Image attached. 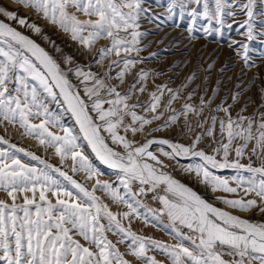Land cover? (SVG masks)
Segmentation results:
<instances>
[{
  "label": "snow or ice",
  "instance_id": "6c2138e0",
  "mask_svg": "<svg viewBox=\"0 0 264 264\" xmlns=\"http://www.w3.org/2000/svg\"><path fill=\"white\" fill-rule=\"evenodd\" d=\"M12 2L39 13L88 52L95 48L96 63L101 68L105 60L109 63L107 71L102 73L85 71L79 65L65 71L44 48L6 21L37 34L41 28L29 23L27 17L20 16L8 4H0V124L18 126L22 136L35 140L45 150L51 149L61 165L70 160L73 173L69 175L62 167L0 136V145H3L0 147V193L7 198L0 199V264H134L135 261L161 264L148 255L152 250L163 253L170 264H264V111H259L264 109V86L259 89V105L255 110L259 112V119L255 114H243L248 103H256L248 97L235 117L232 115L233 106L245 89L233 92L232 103L226 107L223 103L212 107L216 89L207 100L201 96L198 106L187 102L195 95L193 90L187 93L180 110L172 107L195 79V73L175 91L166 85H156L148 92V99L141 101L138 94L145 92L149 79V72L138 67L144 62V58L138 57L143 51L141 38L146 33L138 29L140 18L149 11L142 6L145 0ZM156 3L159 5L160 0ZM259 3L262 10L256 12L257 0H231V3L228 0H169L165 18L172 20L177 9L182 19L187 14L190 39L199 30L197 21L206 20L207 25H200L205 34L214 32L217 37H223V29L231 30L233 24H238L236 31L246 29L240 34L247 41H254V22L258 16L264 17V0ZM238 14L246 18L236 20ZM227 17L232 18V23H227ZM151 18L155 19V15ZM213 21L218 27L211 26ZM259 35L264 37V30ZM102 41L107 43L96 47ZM238 43L237 55H241L244 66H253L249 64V52L253 49L248 43L230 40L229 47ZM133 52L137 56L133 57ZM113 56L116 59H110ZM63 60L68 65L74 63L69 56ZM113 66L119 68L115 76L111 74ZM207 68L211 69L212 64ZM70 74L83 85L82 92L72 83ZM129 74L132 81L121 91ZM161 74L157 72L153 76ZM53 104L59 112L50 108ZM137 109H142L143 114ZM65 112L75 120L79 135L62 122ZM165 112L171 114L162 125L152 127L151 132H160L181 118L188 132H194V126L203 131L187 144L156 138L137 143L136 134L154 121H160ZM217 113L223 115L218 118ZM121 129L124 135L120 134ZM129 132L132 139L127 136ZM81 136L101 164L117 170L123 193L108 181L96 179L89 189L74 179L77 172L85 173L87 180L100 175L78 142ZM204 137L211 138V145L205 142L201 146ZM153 145H160L155 153L150 150ZM165 145L170 150H165ZM209 146L211 151L206 150ZM161 157L177 162V158L191 159L192 163L182 166L183 172L194 175L200 184L216 194L215 201H206L163 171L170 165ZM252 157L259 161L258 166H253ZM245 159L247 163L242 162ZM223 169L234 170L235 175L225 178L214 171ZM134 182L139 185L136 190ZM161 185L165 195L152 197L161 207L146 211L156 220L161 215L167 216L166 227L170 228L174 244L131 230V218L139 219L143 215L139 209L146 208L138 197L155 192ZM97 191L128 210L111 211L95 194ZM241 191L243 196L239 195ZM21 199L22 203H18ZM253 215L262 219H250ZM144 219L147 223L146 215ZM124 220L129 221L128 227L124 226ZM106 233L119 237L117 243ZM125 241H128L126 251L121 252L117 245Z\"/></svg>",
  "mask_w": 264,
  "mask_h": 264
},
{
  "label": "rangeland",
  "instance_id": "374dc122",
  "mask_svg": "<svg viewBox=\"0 0 264 264\" xmlns=\"http://www.w3.org/2000/svg\"><path fill=\"white\" fill-rule=\"evenodd\" d=\"M169 0H160V4L156 3V0H145L142 5L144 8L149 9L139 20L140 28L139 31L145 32L146 35L141 38L140 47L143 51L139 53L138 58H144V62L138 67L143 68L145 71L149 72V79L146 82V90L142 94H138L141 101L148 99V92L154 90L156 85H166L168 88L174 91L187 82V77L195 73V79L188 85L187 90L181 93V98L173 102L172 107L180 110L182 104L186 102L187 93L195 90V95L192 100L187 101L194 106H198L200 103V97L204 96L205 100L208 99L212 94V90L216 89V97L213 100L212 107L215 108L217 104L223 103L224 106H228L232 103L231 95L233 92H238L240 89H245L243 96H241L240 101L233 106L232 115L235 117L236 113L240 111L241 107L244 105V98L248 97L256 103H248L247 108L244 111V115L255 114L256 118L259 119V112L255 111L258 109L259 105V89L264 86V44L261 43L264 37L259 35V32L264 30V24H261V20L264 17H257L254 22V34H256V39L254 41H247L243 35L246 29H241L240 33L236 31L239 27L238 24H233V28L228 30L223 29V37H217L213 32L211 34H205L200 25H207L206 20H198L197 27L198 31L192 33L193 38H189L188 26L190 23V17L185 14L183 19L179 16V10L177 9V15L173 17L172 20H167L165 8ZM231 3V0H228ZM246 2V0H242ZM0 4H8L13 10H18V14L23 17H27L29 23H35L41 28V33H34L28 28H21L18 24L11 21H6L10 23L17 30L21 31L24 35L28 36L30 39L34 40L40 47L44 48L54 59L60 63L61 68L65 71L69 67H74L75 65L81 66L85 71H92L102 73L107 71L108 60L104 61V67L101 68L100 65L96 63L98 56L95 53V48L92 52H88L84 49L78 42L72 40L70 35L60 30L55 25L49 23L47 20L43 19L39 13H35L30 8H24L20 5L13 3L12 0H0ZM195 6V5H193ZM261 6L259 0H257V6L254 9L256 12H260ZM155 15V19L151 17ZM246 17L243 15H237L236 20H243ZM84 19V17H81ZM227 23H232V18L227 17ZM213 28L218 27L215 22L211 25ZM48 39L45 40L44 37ZM131 39V37H128ZM236 40L238 42L248 43L253 51L249 52L250 61L249 64L253 65L250 67H245L242 61L241 55H237V49L239 48V43L229 47V41ZM106 41L98 42L96 47H100L101 44H106ZM56 48L60 51L57 52ZM242 53V49L240 50ZM151 53H156L155 56L150 55ZM123 55V53H122ZM133 57L137 56L136 53L131 54ZM69 56L73 60L72 65L64 63L63 58ZM110 59H116L115 56ZM211 63L212 68L208 69L207 65ZM122 66V65H121ZM223 70V71H222ZM119 68L113 66L112 75L115 76ZM162 73L161 75L153 76L154 73ZM205 77L207 79L205 80ZM70 80L73 84H76L81 92L83 90V85L79 84V81L75 75L70 74ZM132 81V76L129 74L126 76V84L122 86L121 91L124 87H127V83ZM219 81V84H217ZM251 81V83H250ZM115 82V81H113ZM239 84V88L236 85ZM139 87V85H138ZM167 93H165V99L167 98ZM56 112L60 109L56 106L50 105ZM138 113L143 114L142 109H137ZM259 111H264V109H259ZM208 109H206V113ZM170 112H165L161 117L160 121H154L151 126H145V130L136 134L134 137L137 143H143L147 139H169L170 141L176 143L187 144L191 139L194 138L195 134L201 133L203 130L194 126V132H188L183 119L178 120L177 124L170 125L167 128H162L160 132H151V128L157 125H162L167 119ZM150 116V114H148ZM222 113H217V116H222ZM189 119L192 117L190 115ZM38 122V121H35ZM62 122L66 127L71 128L76 134L79 135V128L75 123V120L71 117L70 113L65 112L62 117ZM7 128V132L5 129ZM21 129L19 127L13 128L11 125L6 123L0 124V136L5 139L10 140L11 143L16 144L18 147L24 148L28 151L34 152L36 155L47 160L49 163L57 167H62V170L69 172V175H73L70 171L71 161H66L63 165L60 164L59 158L56 157L51 149L45 150L44 147L37 144L35 140L29 139L21 135ZM55 131V129H53ZM63 134L62 132L60 133ZM120 134L124 135L123 129L120 130ZM104 135H107L106 133ZM129 139H132V134L129 132L127 134ZM219 134L217 130V139H219ZM82 147L84 154L89 157L93 165L98 169L100 175L98 177H93L91 180L85 179V173L77 172L74 174V179L78 180L80 183L86 185L91 189L92 185L95 183L96 179L102 181H108L117 188L121 193L123 189L119 186V181L117 180V170L110 169L106 165H103L95 157L91 148L87 145V142L83 140L82 136L78 141ZM211 145V138L204 137L202 139L201 146ZM107 143L111 144L108 140ZM3 147V145H0ZM160 145H153L150 150L154 153ZM165 150H170L167 146H163ZM207 151H211V147H206ZM165 163L169 164L168 168L163 169L169 175L192 188L197 194L201 195L203 199L208 202L215 201V195L206 188L204 185L200 184L194 175H189L183 172L182 166L192 163L191 159L187 158H177V161H168L165 158ZM25 162H28L25 158ZM247 163V159L242 161ZM253 166H258L259 161L255 157H252ZM35 163V162H32ZM217 175L222 177H230L235 175L234 170L223 169L214 170ZM235 186V184H232ZM138 183H133V189H138ZM159 195H165L163 191V186L161 185L156 189ZM97 196L101 197L103 203L109 206V209L113 212H124L128 209L123 204L114 203L109 197H107L103 192L97 191L95 193ZM240 196H243V192H239ZM147 199L141 200L146 208H141L139 211L143 214L139 219L135 216L131 218V230L136 232L138 235H143L146 237H151L154 240L161 241L165 244H174L176 241L170 235V228L166 227L169 223L166 215H161L159 220L152 217L151 213L146 211L147 208H152L151 192L147 193ZM0 199H7L5 194L0 193ZM140 200V198H138ZM11 203L10 200H8ZM22 203V199L17 201ZM218 207H224L221 204H217ZM147 216V223L145 222L144 216ZM252 220L259 221L262 218L259 215H253L249 217ZM106 223V221H102ZM123 224L125 227L129 226V221L124 220ZM184 231V229H183ZM108 238L112 240L113 243H117L119 237L113 235L112 233H106ZM81 243L84 241L81 240ZM118 244V248L121 252L126 251V244ZM148 255L154 256L161 264H170L166 256L160 253L158 250H152ZM128 259H134L132 257H126ZM134 264H139L135 261Z\"/></svg>",
  "mask_w": 264,
  "mask_h": 264
},
{
  "label": "built area",
  "instance_id": "2783aa9c",
  "mask_svg": "<svg viewBox=\"0 0 264 264\" xmlns=\"http://www.w3.org/2000/svg\"><path fill=\"white\" fill-rule=\"evenodd\" d=\"M153 195H159V193L155 190V192H151V198H149L152 200L153 209H159L161 207V205L159 204L158 200H153V198H152ZM138 198H140V200H145V199H147V196L143 195V196H139ZM184 231L187 232L188 230L184 229Z\"/></svg>",
  "mask_w": 264,
  "mask_h": 264
},
{
  "label": "bare ground",
  "instance_id": "6f19581e",
  "mask_svg": "<svg viewBox=\"0 0 264 264\" xmlns=\"http://www.w3.org/2000/svg\"><path fill=\"white\" fill-rule=\"evenodd\" d=\"M201 196V195H200ZM210 203H213V202H210ZM222 208V207H221Z\"/></svg>",
  "mask_w": 264,
  "mask_h": 264
}]
</instances>
